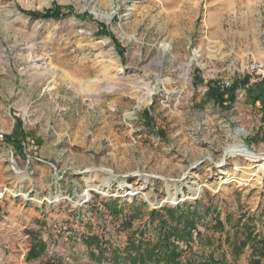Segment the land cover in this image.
<instances>
[{
    "label": "rangeland",
    "instance_id": "1",
    "mask_svg": "<svg viewBox=\"0 0 264 264\" xmlns=\"http://www.w3.org/2000/svg\"><path fill=\"white\" fill-rule=\"evenodd\" d=\"M56 7L63 17L28 14ZM252 60L264 0H0V264H114V247L156 238L155 210L179 206L203 214L184 260L220 247L264 264V170L250 160L264 156V78L228 106L206 95ZM178 191L188 199L164 203Z\"/></svg>",
    "mask_w": 264,
    "mask_h": 264
},
{
    "label": "trees",
    "instance_id": "2",
    "mask_svg": "<svg viewBox=\"0 0 264 264\" xmlns=\"http://www.w3.org/2000/svg\"><path fill=\"white\" fill-rule=\"evenodd\" d=\"M33 17L43 18H61L63 14L59 8H52L46 10L44 13L41 12H28ZM247 79L235 81L232 88H222L217 85L216 81L208 82L207 99H211L221 106H228L230 101H233V92L240 84H247ZM228 95V96H227ZM114 204V203H112ZM119 212V210H118ZM156 216L159 218V224L156 229H159V233L156 238L146 239L142 236L141 240H131L128 245L122 251L120 248H115L112 251V255L109 260L114 264H121L126 261L129 264H240L238 261L229 262L225 256L224 251L220 247H214L209 252L205 250L201 254H196L193 257L184 260L185 250L180 248V242H186L187 249L192 248V243L195 242L193 231L196 230L199 237L198 243H202L200 236L202 233L198 230V223L202 220L203 214L199 206L193 209L179 206L178 208L165 207L164 210H155ZM209 212V211H208ZM167 215V217H165ZM155 217V216H154ZM227 222L231 220L230 217L226 218ZM124 228L131 227L132 221H124ZM214 230H225V224L218 217L216 223L213 226ZM229 236L226 237V241ZM257 241V237L253 235L252 231H248L245 239L241 240L240 243L234 245V249L237 251L239 256L249 242ZM207 243L212 244V239H206ZM87 245L92 248L96 245L98 252L94 249L90 250V257L99 262L106 258V248L103 247V243L98 235H92L86 237ZM38 251L32 249L29 256L38 257L46 248V241L40 242ZM203 246V245H202ZM264 246V241L262 242ZM111 248V246H110ZM113 248V247H112ZM125 252V254H123ZM264 256V253H261ZM253 264H260V259H253Z\"/></svg>",
    "mask_w": 264,
    "mask_h": 264
},
{
    "label": "bare ground",
    "instance_id": "3",
    "mask_svg": "<svg viewBox=\"0 0 264 264\" xmlns=\"http://www.w3.org/2000/svg\"><path fill=\"white\" fill-rule=\"evenodd\" d=\"M107 18H110V16H108ZM198 57H199V54L198 53H196L195 54V56H194V59H198ZM237 132L238 133H246V130L245 129H243V128H239L238 130H237ZM262 157H264V156H252V157H250V160L251 161H253V162H255V163H260V167H264V159L262 158ZM258 165V164H257ZM221 167L222 168H224L225 167V164H221ZM220 167V168H221ZM221 171H223V170H221ZM226 174H227V172H225ZM254 175H257V174H254ZM234 178H236V175L235 176H227L224 180H223V182L222 183H228V182H231V181H233L234 180ZM125 185V184H124ZM205 185H207V186H209L208 184H201V185H199V186H197V187H193V188H191L190 189V193H195V194H198V193H201L202 192V190H203V187L205 186ZM221 186V185H220ZM10 192L11 193H14V191L13 190H10ZM17 192V191H16ZM123 192H124V194L125 195H134L135 193H137V192H140V191H138V189H135V188H132V187H130V186H127V188L125 187L124 189H123ZM23 195L25 196V197H27L28 195L27 194H24L23 193ZM148 195L146 194V197H147ZM60 198H56V196H52L51 197V200L53 201H56V200H59ZM186 199H188V197H187V195H186V193H183V192H181V191H178V192H174V193H170L169 194V196H168V198L167 199H165L164 200V203H173V204H176V203H179V202H181V201H184V200H186Z\"/></svg>",
    "mask_w": 264,
    "mask_h": 264
},
{
    "label": "built area",
    "instance_id": "4",
    "mask_svg": "<svg viewBox=\"0 0 264 264\" xmlns=\"http://www.w3.org/2000/svg\"><path fill=\"white\" fill-rule=\"evenodd\" d=\"M245 70L247 72V76L249 77V83L253 84L259 82L262 78H264V61L252 60L247 63L245 66ZM233 84L232 79L227 76L222 80L218 81V85L224 88L231 87ZM242 96V91H236L235 104L238 103V100ZM264 159V157H262ZM261 166L260 163L258 164ZM261 170H264V167H260Z\"/></svg>",
    "mask_w": 264,
    "mask_h": 264
}]
</instances>
